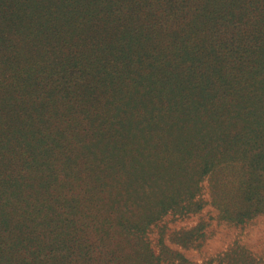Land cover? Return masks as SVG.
<instances>
[{"label": "trees", "instance_id": "1", "mask_svg": "<svg viewBox=\"0 0 264 264\" xmlns=\"http://www.w3.org/2000/svg\"><path fill=\"white\" fill-rule=\"evenodd\" d=\"M0 171V264H174L148 232L206 177L221 220L264 215V0H0Z\"/></svg>", "mask_w": 264, "mask_h": 264}, {"label": "rangeland", "instance_id": "2", "mask_svg": "<svg viewBox=\"0 0 264 264\" xmlns=\"http://www.w3.org/2000/svg\"><path fill=\"white\" fill-rule=\"evenodd\" d=\"M77 24H83V21L78 20ZM104 25L106 29L104 23L98 26L102 28ZM64 28L72 32V34H62L68 38L67 46L61 47L66 56L70 49L75 51L72 45H78L79 33L75 32L72 26L65 25ZM195 29V27L190 28L193 31ZM93 34H95L94 31ZM92 37L93 35L87 38L83 36L84 40L81 38L83 42L80 44H88V49L91 50ZM135 44H131L132 48L125 45V47H121L126 53V58L121 66L125 67L127 64L132 75L152 73L149 67L148 55L142 44L139 43L137 47ZM132 65L136 67V70L130 68ZM154 68L156 70L157 64ZM158 87H161L160 83L156 84L151 91L161 93L163 90H158ZM142 88L144 89V87ZM3 178L4 173L0 171V183ZM210 180L206 177L202 182L201 196L206 203L208 202L203 210L181 218L174 217L171 214L165 215L160 221L152 225L148 232L151 247L157 254L161 250L170 253L171 257L177 259L174 264H178L179 255L184 258L186 264H204L209 261H212V264H220L218 260L224 258L227 254L230 257L225 260V264L228 261L230 262V259L235 260V264H264V215L241 225L228 224L226 221L221 220L218 210L209 203ZM33 186H38V184ZM42 201L43 198L35 200V198L27 195V201H24L23 205L28 204V210L39 209ZM16 203L18 205L19 202ZM195 228L203 233V237L200 240H195L192 245H181L182 239L186 241L189 238L187 233Z\"/></svg>", "mask_w": 264, "mask_h": 264}]
</instances>
